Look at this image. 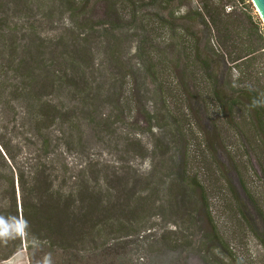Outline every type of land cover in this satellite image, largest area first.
Listing matches in <instances>:
<instances>
[{"label":"trees","instance_id":"obj_1","mask_svg":"<svg viewBox=\"0 0 264 264\" xmlns=\"http://www.w3.org/2000/svg\"><path fill=\"white\" fill-rule=\"evenodd\" d=\"M251 6L0 0V262L134 264L168 211L205 224L221 264H241L209 213L210 193L226 192L245 216L231 169L215 149L203 161L220 177L192 175L190 151L198 125L211 144L234 129L264 175V33ZM92 141L116 144L118 166L101 167ZM149 157L161 169L143 178L131 161Z\"/></svg>","mask_w":264,"mask_h":264},{"label":"rangeland","instance_id":"obj_2","mask_svg":"<svg viewBox=\"0 0 264 264\" xmlns=\"http://www.w3.org/2000/svg\"><path fill=\"white\" fill-rule=\"evenodd\" d=\"M250 1L252 6L249 12L257 19L264 33V22L252 0ZM238 7H231L230 10ZM230 10L227 9L228 12H231ZM213 119L220 120L217 111H214ZM198 126L195 135L197 142L190 151L192 175L198 174L212 181L220 177L219 171L214 172L216 167L212 169L208 164L210 162L203 161V153L209 156L211 153L214 156L216 149L218 158L231 169L232 182L245 207L244 216L235 208L230 194L210 193L209 213L217 226L218 235L225 239L231 254L241 264H264V175L260 163L263 154L260 151L255 152L254 146L250 148L242 144L234 129L228 134L226 145H220L211 144L207 133L209 128ZM145 142L151 144L149 136H145ZM91 154L101 167L118 166L122 156L116 149V144L106 141H92ZM65 157L72 167L83 162V158L74 151L66 153ZM131 162L143 178L151 175L153 166L161 169L160 158L155 160L149 157ZM233 162L237 169H234ZM262 162L264 163L263 160ZM152 222L153 226L144 234L145 249L131 257L134 264H221L225 252L219 245L212 248L210 243L204 240L208 233L205 224L188 223L183 220L181 214L168 211L161 212ZM165 239H171L174 244L168 245L164 242ZM0 264H28V261L26 254L19 252Z\"/></svg>","mask_w":264,"mask_h":264},{"label":"water","instance_id":"obj_3","mask_svg":"<svg viewBox=\"0 0 264 264\" xmlns=\"http://www.w3.org/2000/svg\"><path fill=\"white\" fill-rule=\"evenodd\" d=\"M254 6L258 10V13L264 22V0H252Z\"/></svg>","mask_w":264,"mask_h":264},{"label":"built area","instance_id":"obj_4","mask_svg":"<svg viewBox=\"0 0 264 264\" xmlns=\"http://www.w3.org/2000/svg\"><path fill=\"white\" fill-rule=\"evenodd\" d=\"M228 10H230V8H228Z\"/></svg>","mask_w":264,"mask_h":264}]
</instances>
